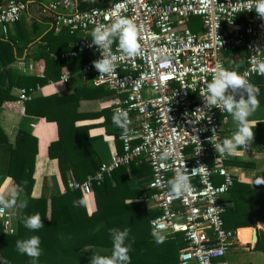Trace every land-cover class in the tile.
Instances as JSON below:
<instances>
[{
  "label": "built area",
  "instance_id": "built-area-1",
  "mask_svg": "<svg viewBox=\"0 0 264 264\" xmlns=\"http://www.w3.org/2000/svg\"><path fill=\"white\" fill-rule=\"evenodd\" d=\"M248 3L249 0H40L39 13L52 18L57 32L73 37L71 48L53 58L66 64L83 52L93 53L79 73L90 78L92 87L111 91V110H128L132 121V131L125 138H121L117 127L121 152L109 163H101L83 182L69 181L68 188L86 196L92 193L93 184H101L113 171L121 167L129 170L131 164L147 165L148 189L152 193L143 195L141 201L158 212L150 220L151 231L153 222H158L164 225L162 231L167 239L181 236L185 248L179 252L176 264H229L225 257L239 243V228L227 229L223 220L235 181L228 164L238 153L259 151L247 147L234 154L217 153L209 137L215 128L213 142L224 139L228 115L219 108H207L199 94L206 92L218 64L232 70L233 55L238 50L244 52L238 72L247 73L253 85V80L259 79L264 87V72L259 68V62H264V18L256 14L254 7L248 11ZM26 10L27 5L20 0H0V35L4 39L8 27L20 22ZM113 13L136 22L142 55H123L115 39L110 50L117 56L116 70L111 77L100 79L93 61L101 58V51L92 45L91 33L97 24H110ZM191 19L200 21L199 30L188 27ZM226 49L232 51L230 56ZM18 69L24 75L34 71L33 65L23 60L18 62ZM61 80L67 82V77ZM32 93V89L21 88L17 98L4 101L2 107L25 115L24 103ZM166 148L173 153L172 158L160 161V153ZM200 165L205 166L202 173H189L192 191L175 196L168 185L175 172L186 168L191 172ZM97 174L102 179H95ZM0 215L3 231L14 234L11 215L5 210Z\"/></svg>",
  "mask_w": 264,
  "mask_h": 264
},
{
  "label": "trees",
  "instance_id": "trees-1",
  "mask_svg": "<svg viewBox=\"0 0 264 264\" xmlns=\"http://www.w3.org/2000/svg\"><path fill=\"white\" fill-rule=\"evenodd\" d=\"M239 19L241 22L243 17L240 16ZM188 27L192 31H197L200 28V21L191 19ZM0 47V55L5 66L0 71V105L5 100L13 99L10 91L14 85L30 88L47 83L46 79L21 75L14 77L11 71L6 69L14 60L12 45L1 42ZM93 57V53L83 52L66 64L61 61L56 63L58 67L66 65L70 71L78 72L82 65ZM243 57L242 50L234 53L232 69L238 71ZM237 65H239L238 68ZM253 82L260 89L258 95L260 106H264V87L259 79H254ZM77 93L31 99L25 103L26 115L56 123L58 140L50 144L48 155L51 159L58 161L60 173L66 185V173L70 174L71 180L83 182L88 175L94 174L101 164L91 147L88 128L75 126L76 117L68 107L72 102L78 101ZM252 129L255 138L249 147L264 152L260 150L264 149V120L255 123ZM1 141L3 137H0V143ZM36 153V139L30 133L20 130L15 148L10 152L7 173L17 186L23 187L21 195L26 196L28 206L20 210L14 234H6L0 223V264L5 262L6 264H32L30 257L20 254L16 249L17 240L27 239L32 235H38L41 238L42 255L36 264H82L78 252L88 246L107 250V253L99 255H111L113 247L109 233L111 228L130 229V235L126 241L132 245L129 253L130 264L177 263L179 252L185 248L181 236L166 239L163 244H157L152 236L150 220L157 216L158 212L148 210L143 202H126L128 199H136L152 193L148 189L150 168L147 165L143 163L130 165V173L141 179V185L137 189L129 188V175L125 167L113 171L101 184H93L91 194L94 197L95 211L89 214L85 207L73 206L74 200L84 196L78 189L72 190L67 187L64 194L49 200L31 197ZM232 165L251 168V164L244 162H233ZM229 194V204L223 214L227 229L234 230L255 227L257 223L264 224V185L248 184L235 178ZM35 213L41 215L44 227L33 232L24 227L23 220L25 216ZM254 249L264 252V232L261 233Z\"/></svg>",
  "mask_w": 264,
  "mask_h": 264
},
{
  "label": "crops",
  "instance_id": "crops-1",
  "mask_svg": "<svg viewBox=\"0 0 264 264\" xmlns=\"http://www.w3.org/2000/svg\"><path fill=\"white\" fill-rule=\"evenodd\" d=\"M20 1L27 5V10L21 21L8 27L6 39L0 35V43L8 42L12 45L14 60L6 69L10 70L14 77L19 75L35 77L38 79H46L47 83L42 86L36 85L30 88L17 87L14 85L10 91L13 99L9 101H13L17 98V91L21 88L33 90L31 99L54 95L66 96L78 92V101H74L68 106L73 116L76 117L75 126L88 128V135L91 138V147L98 161L105 164L109 163L115 154L121 152L120 142L117 138V126L112 122L114 113L110 107V100L113 96L112 92L103 87H92L90 78L84 77L79 71L72 72L66 65L58 67L56 63L58 60H55L53 57L68 51L71 48L73 37L64 32H57L53 26L52 18L50 16H42L39 13L40 0ZM22 60L26 62V64L33 65L34 71L31 74L24 75L19 71L18 62ZM4 68L5 66L0 55V71ZM62 76L67 77V82L61 80ZM227 115L228 123L223 128L224 138L230 137L231 134L236 131L237 127L232 116L229 113H227ZM248 119L252 126L257 122L263 121L264 106H259ZM20 130L30 133L37 141V153L33 172L34 184L31 197L34 199L45 198L49 200L54 196L64 194L68 187V182L71 181L70 174H65L67 181L66 185L60 173L58 161L56 159H51L48 155L50 144L58 140L56 123L46 121L44 118L28 116L26 114L21 115L4 109L2 104L0 105V137H3V141L0 143V188L4 189L7 194L8 189L17 186L14 180L8 176L7 172L10 152L15 148L17 135ZM259 161L258 158L243 152L242 154L238 153V156H233L228 165L236 180L248 184H257V181L260 180L259 178L264 177V167L262 168L260 166ZM233 162L249 163L252 167H238L232 165ZM128 175L129 188H139L141 179L133 176L130 170H128ZM251 180L252 182H250ZM86 196L89 201L86 210L88 213H92L95 211L94 197L92 194ZM142 196L136 199H128L126 202H142ZM21 199L26 200V196L22 194ZM147 208L148 210L150 209L148 206ZM20 210L21 209L17 208L5 209V211L11 215V224L14 230H16L15 227L17 225ZM1 220L2 216L0 215V223ZM258 224L264 226L263 223H257V227ZM256 226L245 227V229L239 228L241 229L240 239L243 243L239 240L238 245L229 251L226 256V262L229 264L236 262H253L252 258L246 254H242L238 259H235L234 255L238 254H234L233 252L247 251V253H251L255 250L254 248L257 243H252L253 228L257 230V242L258 239H260L258 235L260 229ZM260 231L264 232V230ZM247 240H249V242H246ZM239 248L242 249L238 250ZM85 249L88 251H85ZM94 253L104 254L107 253V250L92 246L84 247L78 252L81 263L91 264V257ZM252 264H254V262ZM257 264L264 263L259 260Z\"/></svg>",
  "mask_w": 264,
  "mask_h": 264
},
{
  "label": "clouds",
  "instance_id": "clouds-1",
  "mask_svg": "<svg viewBox=\"0 0 264 264\" xmlns=\"http://www.w3.org/2000/svg\"><path fill=\"white\" fill-rule=\"evenodd\" d=\"M94 2V0H93ZM255 8L256 14L264 18V0H249L247 5L248 11ZM114 19L110 24H97L91 35L92 45L101 51V58L93 61V67L100 73L99 78L105 76L111 77L116 70L117 56L111 52V45L115 39H118V50L127 57H136L142 55V44L140 42V29L136 22L128 17L120 16L113 13ZM239 65H237V68ZM261 72H264V62H259ZM247 73L240 74L237 70L226 69L222 65H217L213 70V77L206 84V92L201 91L199 94L205 101L207 108H219L222 112L229 113L236 123V131L230 137H225L220 142H213L216 137L215 128L212 129L213 135L209 137L217 153L234 154L241 148H247L254 141L255 133L253 132L249 117L259 108L260 101L258 95L260 89L249 82L246 78ZM237 95L239 99L237 100ZM112 122L121 130V138L130 135L132 123L129 118L128 110L117 108L112 116ZM173 153L169 149H165L160 153L159 160L167 161L172 158ZM163 167V164L160 165ZM205 166L193 168L191 172L186 170H177L175 175L168 181V185L175 196L180 197L184 193H190L192 186L190 183V175L202 173ZM95 179H102L97 174ZM257 184H264V181L258 180ZM23 192L22 186L11 187L7 190L0 188V212L5 209H25L28 206L27 200L21 199ZM87 196H82L78 200L73 201L74 207H87ZM91 214V213H89ZM24 227L30 231L36 232L44 227L43 220L39 213L25 216L23 220ZM164 225L153 222L152 236L157 244H163L167 239L163 233ZM112 238L111 255L93 254L91 264H130L131 257L129 255L132 250L131 243H126L130 235V229L119 228L109 229ZM16 249L22 255H27L32 259V264H36L42 255L41 238L38 235H32L27 239L16 241ZM85 251H88L85 249ZM6 264V262H5Z\"/></svg>",
  "mask_w": 264,
  "mask_h": 264
},
{
  "label": "rangeland",
  "instance_id": "rangeland-1",
  "mask_svg": "<svg viewBox=\"0 0 264 264\" xmlns=\"http://www.w3.org/2000/svg\"><path fill=\"white\" fill-rule=\"evenodd\" d=\"M260 150H264V149H260ZM246 154H249L250 156H254L255 158H258V160H260L259 161L260 162V166L262 168L264 167V153L263 152L259 151V152H256L255 154H251V153H246ZM248 172L250 174V171L249 170H248ZM248 172H247V174H248ZM259 179L262 180V181H264V177H260ZM250 182H252V180ZM257 228H259L260 230H264V226H260V224H258V227ZM260 230L258 231L259 237L261 236V233H262ZM241 249L242 248H239L238 250H241ZM233 253L234 254H238V255H234V258L235 259L236 258L238 259V257L240 255H242V254H246V255H248V256H250L252 258L254 264L259 263V260H261V262L264 263V252H258V251L253 250L251 253H247V251H236V252H233ZM255 258H256V260H255ZM225 260H226V257H225ZM253 262H238V263L236 262V263H232V264H242V263H249V264L251 263L252 264Z\"/></svg>",
  "mask_w": 264,
  "mask_h": 264
},
{
  "label": "water",
  "instance_id": "water-1",
  "mask_svg": "<svg viewBox=\"0 0 264 264\" xmlns=\"http://www.w3.org/2000/svg\"><path fill=\"white\" fill-rule=\"evenodd\" d=\"M226 53L228 55H231L232 51L230 49H226ZM252 230H253V232H252V243L256 244L257 243V230H256V228H253Z\"/></svg>",
  "mask_w": 264,
  "mask_h": 264
},
{
  "label": "bare ground",
  "instance_id": "bare-ground-1",
  "mask_svg": "<svg viewBox=\"0 0 264 264\" xmlns=\"http://www.w3.org/2000/svg\"><path fill=\"white\" fill-rule=\"evenodd\" d=\"M243 229H245V228H243ZM246 229H247V228H246ZM248 229H251V228H248ZM240 230H241V229L238 230V234H237V235H238L239 240L243 243V241L240 239ZM249 240H250V239H249ZM249 240H247L246 242H249Z\"/></svg>",
  "mask_w": 264,
  "mask_h": 264
}]
</instances>
